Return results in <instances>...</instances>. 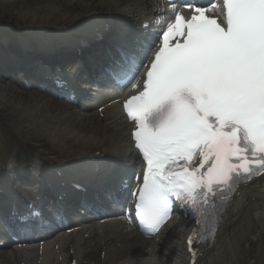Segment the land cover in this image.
<instances>
[{
    "label": "snow or ice",
    "instance_id": "snow-or-ice-1",
    "mask_svg": "<svg viewBox=\"0 0 264 264\" xmlns=\"http://www.w3.org/2000/svg\"><path fill=\"white\" fill-rule=\"evenodd\" d=\"M184 6L190 16L172 3L160 35L120 45L107 69L122 87L136 80L123 104L146 165L135 216L154 231L171 205L200 217L201 203L216 209L213 198L264 175V0Z\"/></svg>",
    "mask_w": 264,
    "mask_h": 264
},
{
    "label": "bare ground",
    "instance_id": "bare-ground-1",
    "mask_svg": "<svg viewBox=\"0 0 264 264\" xmlns=\"http://www.w3.org/2000/svg\"><path fill=\"white\" fill-rule=\"evenodd\" d=\"M10 3L16 10L15 18L18 20L17 24L23 21H20L21 19L31 17L37 22L36 24L40 23L47 28H55L61 23V27H67L71 30L86 28L85 26L92 22L109 21L112 17L117 20H127L128 16L133 18L136 9L141 5L137 0H13L6 2V4ZM147 3L153 4V0H145L144 4ZM129 13L131 14L129 15ZM47 19L52 22H49V25L43 24ZM46 36L49 35L45 34L43 37ZM50 53L53 54L54 51ZM3 105L12 109L14 114L26 112L33 119V127H38L37 131L41 136L37 134V137L43 139L51 146V154H62L65 155V158L68 156L74 157L70 158L69 162L65 160L70 167L81 168L83 165L92 164L94 160L95 162L111 161V157H118L123 154V151L119 148V144H121L119 141L123 140L124 136H121L120 132L125 131V129L120 128L121 117L116 111H114L110 123L113 124L112 127L100 122L105 126V128H100L99 124L95 122L93 123L97 124V126L89 124L90 119L77 114L75 111H70L71 109H59L54 107L53 104L48 107L42 103V99L37 97L31 96L26 102L13 101L11 91L0 88V107ZM108 116H110V113L106 110V120ZM95 153H98V156H94ZM71 160H75L76 162L73 164H77L71 165ZM12 162H14L13 156ZM12 162L11 164H13ZM45 175L49 176V173H45ZM0 189H2V184H0ZM261 219H264V217L257 211L244 217L242 219L243 229H233L232 236H227L229 227L223 228L222 234L226 236V245L230 248L236 244L239 245L241 240L244 241L246 239L250 226H256L259 229L264 228L263 223L259 224ZM76 241L75 250L77 251L84 242L79 239V236H76ZM106 245L107 251H105L103 264H110L112 263L111 261L117 258H125V251L128 250V247L124 245L116 249L111 248L109 244ZM132 247V249H136V246ZM217 248L214 249L213 247L211 252L203 257V264H210L218 260L219 252ZM128 253L131 254L130 257L121 262L141 255L139 251H130ZM28 255L25 254L22 258ZM45 256L50 258L52 256L51 250L46 249ZM83 258H86V255ZM148 262L153 263V260H148ZM215 264H221V262L217 261Z\"/></svg>",
    "mask_w": 264,
    "mask_h": 264
},
{
    "label": "rangeland",
    "instance_id": "rangeland-1",
    "mask_svg": "<svg viewBox=\"0 0 264 264\" xmlns=\"http://www.w3.org/2000/svg\"><path fill=\"white\" fill-rule=\"evenodd\" d=\"M9 1L13 0H0V24L3 25V28H8V32L6 33H9L11 36L14 35L13 37H15L16 29H20L24 32L29 30H37L38 27H32L33 25H36L37 22L34 19H31V17L21 19L20 21H23H19L20 23L18 26L14 30H11L10 26L15 25L14 23L18 22V20L15 18L16 10H14L12 3L6 4V2ZM24 35L29 36L30 32L24 33ZM0 83H2L0 84L2 89L4 88L11 91V98L13 101L26 102L29 97L37 95L33 91L25 92L27 94H25V96L23 95V90H20L21 93L16 91L14 92V83L12 80L3 82L0 81ZM31 124L32 121L30 117L27 116L26 112L14 114L12 109L4 107V105L0 107V131H3L4 135L8 134L12 137V142H14L15 146L18 147L19 152H21L25 147L27 152L30 153L29 143L35 142L38 144L41 142L40 139L36 137V135L39 133L32 129ZM3 144H5V140H3L2 143L0 142V148L5 150L3 148ZM43 145L47 146V143L44 140H42V146ZM257 235L258 234L255 233V230L254 234L253 230L251 231V235L247 234L248 239L242 241L240 246L235 249L234 256H229L230 262H228V264H231L235 260L236 262H234V264H264V236L261 239V237L257 238ZM1 264L14 263H12L7 257H3Z\"/></svg>",
    "mask_w": 264,
    "mask_h": 264
}]
</instances>
